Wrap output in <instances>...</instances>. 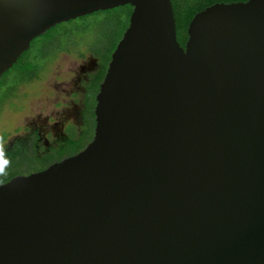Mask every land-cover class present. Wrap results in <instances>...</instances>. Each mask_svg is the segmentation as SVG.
Listing matches in <instances>:
<instances>
[{
    "label": "water",
    "instance_id": "water-1",
    "mask_svg": "<svg viewBox=\"0 0 264 264\" xmlns=\"http://www.w3.org/2000/svg\"><path fill=\"white\" fill-rule=\"evenodd\" d=\"M132 7L78 153L0 185V264H264V0H0V76L62 22Z\"/></svg>",
    "mask_w": 264,
    "mask_h": 264
},
{
    "label": "flooded vegetation",
    "instance_id": "flooded-vegetation-1",
    "mask_svg": "<svg viewBox=\"0 0 264 264\" xmlns=\"http://www.w3.org/2000/svg\"><path fill=\"white\" fill-rule=\"evenodd\" d=\"M236 1L241 0L231 2ZM32 42L33 40L30 46ZM28 50L29 48L24 52ZM88 51L90 53L87 59L77 66L75 62L74 68L70 69V73L75 72L72 80L70 81L68 77L67 80L59 82L60 85L53 87L57 92L53 107L45 114L42 113L43 110H39L37 114L25 119L19 132L7 137L9 139L7 152L11 159L9 179L16 175L42 171L51 164L78 153L92 139L95 130L96 95L105 76L110 57L107 56L108 52L99 55L92 48ZM112 51L109 53L110 56ZM23 53L8 70L1 74L0 78L12 70L23 76L21 72H24L23 67L27 58ZM84 55L79 51L77 59H83ZM40 77V75H34L30 79L22 77L21 84L24 80ZM61 103L70 104V108L59 110ZM52 120L55 122L50 123Z\"/></svg>",
    "mask_w": 264,
    "mask_h": 264
},
{
    "label": "rangeland",
    "instance_id": "rangeland-1",
    "mask_svg": "<svg viewBox=\"0 0 264 264\" xmlns=\"http://www.w3.org/2000/svg\"><path fill=\"white\" fill-rule=\"evenodd\" d=\"M126 20V12L114 10L109 14L90 15L59 25L55 33H58L61 41L57 46L67 47L71 52L60 51L56 54L57 46L48 49L47 54L39 59L44 62H39L42 67L37 75H40V78L24 80L21 84L23 76L13 70L1 77L0 133L10 137L17 131L19 132L25 119L37 114L39 110H43V114L47 113L56 101L57 92L53 87L60 85L56 81L68 79L69 71L74 68L75 60L78 58V52L89 54L90 47L94 48L99 55L110 51L124 24H127ZM80 28L87 30L81 31ZM66 29L71 30V33L65 34ZM62 39H67L64 43H72V46H64ZM34 44H31L29 52L25 55L28 61L34 59L32 56Z\"/></svg>",
    "mask_w": 264,
    "mask_h": 264
},
{
    "label": "trees",
    "instance_id": "trees-1",
    "mask_svg": "<svg viewBox=\"0 0 264 264\" xmlns=\"http://www.w3.org/2000/svg\"><path fill=\"white\" fill-rule=\"evenodd\" d=\"M231 1H235V0H171L172 5H173V11H174V16H175V22H176V35H177V39L179 41V43L184 46L185 41L187 39V26L188 23L190 21V19L193 17V15L202 10L203 8H205L208 5H211L215 2H231ZM241 1H246V0H241ZM114 10H120L122 12H126L127 14V24H128V17L130 15L131 12V6L130 5H124V6H119L113 9H108V10H99L84 16H80L78 18L75 19H71L69 21L66 22H62L60 24H57L56 26L50 28L49 30H47L44 34L35 37L33 39V54L32 56H34L33 60H29L26 58L25 59V66L23 67L24 72L23 73V79H30L32 76L37 75V72H39L41 70L40 63L41 62L39 59L44 56L45 54H47L46 52L48 51V49H51V47L53 46H57L58 43L61 41L59 39L58 33H55L56 30L58 29L59 25H64L66 23H69L71 21L80 19V18H84L90 15H97V14H109L111 12H113ZM127 24H124L122 31L119 33V36L115 39L114 41V45L113 47L110 49V51H107V56L110 57V52L115 48L118 40L121 38L122 32L125 30ZM78 29V28H77ZM81 31H86V28H80ZM71 30L66 29L64 30L65 34L71 33ZM67 39H62L63 41V45L64 46H72V43H64V41ZM70 41V40H68ZM71 42V41H70ZM92 47H90L91 49ZM94 49V48H92ZM60 51H71L69 49H67V47H62V46H57V50H56V54ZM29 51H26L23 53V55L25 56L26 53ZM29 56V55H28Z\"/></svg>",
    "mask_w": 264,
    "mask_h": 264
},
{
    "label": "clouds",
    "instance_id": "clouds-1",
    "mask_svg": "<svg viewBox=\"0 0 264 264\" xmlns=\"http://www.w3.org/2000/svg\"><path fill=\"white\" fill-rule=\"evenodd\" d=\"M83 50V49H81ZM88 57V54L85 52L83 59H77L76 60V66L83 63ZM41 63H44L41 61ZM75 72L69 73L70 81L74 77ZM57 83L61 82L60 80L56 81ZM55 90L53 89V92ZM66 108H70V104L68 103H61L60 109L63 111ZM55 120L50 121V123H54ZM9 139L2 133H0V185H3L10 177L9 169L11 168V159L8 156L7 152V145H8Z\"/></svg>",
    "mask_w": 264,
    "mask_h": 264
}]
</instances>
